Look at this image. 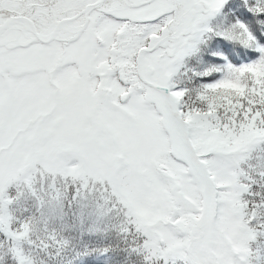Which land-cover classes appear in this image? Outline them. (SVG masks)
Returning <instances> with one entry per match:
<instances>
[{
    "label": "snow or ice",
    "instance_id": "6c2138e0",
    "mask_svg": "<svg viewBox=\"0 0 264 264\" xmlns=\"http://www.w3.org/2000/svg\"><path fill=\"white\" fill-rule=\"evenodd\" d=\"M0 264H264V0H0Z\"/></svg>",
    "mask_w": 264,
    "mask_h": 264
}]
</instances>
